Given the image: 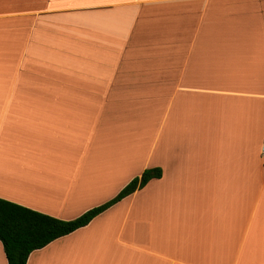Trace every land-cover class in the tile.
Listing matches in <instances>:
<instances>
[{"label": "crops", "instance_id": "1", "mask_svg": "<svg viewBox=\"0 0 264 264\" xmlns=\"http://www.w3.org/2000/svg\"><path fill=\"white\" fill-rule=\"evenodd\" d=\"M263 143L264 0H0V197L161 171L26 264H264Z\"/></svg>", "mask_w": 264, "mask_h": 264}, {"label": "trees", "instance_id": "2", "mask_svg": "<svg viewBox=\"0 0 264 264\" xmlns=\"http://www.w3.org/2000/svg\"><path fill=\"white\" fill-rule=\"evenodd\" d=\"M161 176L160 168H146L110 200L71 219H61L0 197V242L7 264H26L33 250L86 225L121 198Z\"/></svg>", "mask_w": 264, "mask_h": 264}, {"label": "built area", "instance_id": "3", "mask_svg": "<svg viewBox=\"0 0 264 264\" xmlns=\"http://www.w3.org/2000/svg\"><path fill=\"white\" fill-rule=\"evenodd\" d=\"M261 153L264 154V143L261 145Z\"/></svg>", "mask_w": 264, "mask_h": 264}]
</instances>
